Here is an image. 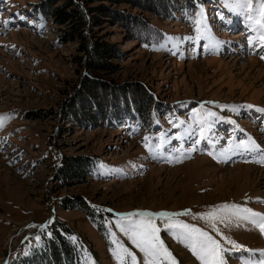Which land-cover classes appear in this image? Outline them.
Instances as JSON below:
<instances>
[{"label": "rangeland", "instance_id": "1", "mask_svg": "<svg viewBox=\"0 0 264 264\" xmlns=\"http://www.w3.org/2000/svg\"><path fill=\"white\" fill-rule=\"evenodd\" d=\"M46 1L0 0V264H14L39 247L57 222L78 234V264H121L120 246L143 264L144 254L116 223L138 211L188 212L173 220L220 243L226 264H255L264 250L257 226L232 217L231 223L214 221L213 230V221L201 217L223 204L264 215V113L258 111L264 109V28L256 23H264L261 0H251L250 12L228 0H176L168 19L140 5L106 2L111 10L89 37L113 44L121 55L110 60L117 69L91 70L92 76L76 64L84 55L79 42L62 39L72 24L32 13ZM142 2L152 7L154 0ZM62 5L67 3L55 7ZM132 17L160 29L163 42L149 47L135 40L125 26ZM96 74L116 86L141 85L150 97L145 107L155 106L152 124L127 120L97 127L64 115L62 106ZM200 121L211 126L206 139L198 138ZM248 140L260 151L238 146ZM67 156L98 158L87 182L62 187L57 181ZM67 197L105 214L102 229L85 212L64 210L60 201ZM154 222L178 264H202L167 221ZM124 264L131 258L125 256Z\"/></svg>", "mask_w": 264, "mask_h": 264}, {"label": "trees", "instance_id": "2", "mask_svg": "<svg viewBox=\"0 0 264 264\" xmlns=\"http://www.w3.org/2000/svg\"><path fill=\"white\" fill-rule=\"evenodd\" d=\"M60 1H65L67 5L55 7ZM175 1L154 0L152 7H148L145 2L138 3L139 0H78V2L72 0H50L49 2L47 0L42 5L36 4L32 8V13L39 20L49 22L51 18H55L58 24H72L70 30L65 31L66 35L62 36V39L67 42H79L80 51L84 55L76 61V64L80 68L90 69L88 75L92 76L91 70L117 69L110 60H116L121 55L113 44L97 37H89V30L99 27L103 21L100 17H106L107 12L111 10L105 5L106 2L113 4L127 2L135 6L140 5L139 7L147 8L146 11L168 19L171 16L168 12L174 13L175 11L171 7ZM125 26L135 40L142 45L154 47L164 40L163 32L147 20L132 17L127 19ZM90 76H87L79 86L76 99L62 106L64 115L73 118L81 125L87 123L90 126L97 125V127L103 123L119 125L127 120H140L144 127L152 124L156 113L155 106L150 109L145 107L150 97L141 85L116 86L104 80L99 74L89 79ZM92 81L96 83L92 84ZM117 89L119 92L116 91ZM35 115L37 116L33 114ZM97 159L91 156L65 157L57 168V181H60L62 187L69 185L70 182H87L91 178ZM60 205L64 210L77 209L85 212L102 229L99 219L105 214L90 209V207H84L81 198L67 197L60 201ZM72 237H75V240ZM80 243L79 236L73 229L65 223L57 222L47 228L39 247L32 249L27 256L14 264H78Z\"/></svg>", "mask_w": 264, "mask_h": 264}, {"label": "snow or ice", "instance_id": "3", "mask_svg": "<svg viewBox=\"0 0 264 264\" xmlns=\"http://www.w3.org/2000/svg\"><path fill=\"white\" fill-rule=\"evenodd\" d=\"M228 2L229 4L241 6L249 12L252 8L251 0H228ZM261 3L264 4V0H261ZM259 15L264 17V11H260ZM195 23L197 24L195 29L198 33L197 38H199V36L203 35L200 27L201 22L196 20ZM256 23L259 24L261 28H264V23H262L261 20H257ZM259 39L264 42V33H261ZM252 42V39H250L249 43L251 44ZM261 47H264V43L261 44ZM261 58L264 59V56ZM247 107L251 109L254 106L248 105ZM258 111L264 113V109H258ZM207 115L214 116L215 114L209 112ZM4 119V117H0V127H3ZM7 119H11V117H7ZM199 123L200 135L198 138L206 139L204 133L205 131L210 132L211 126L206 124L204 121H200ZM238 146L242 147L246 151H260L259 146L253 140L241 141ZM145 148L149 150L152 148L148 137H145ZM188 214V212L151 213L147 211H138L122 216L116 223L119 230L129 236L132 243L140 250V252L144 254L145 260L143 261V264H161L162 261H168L170 264H178L172 253L165 247L160 238V228L157 227L154 222L157 218L167 221L166 228L172 232L174 237L180 239L181 241L188 242L187 246L192 251V254L200 259L202 264H226V260L222 255L224 250L222 249L220 243L199 228L190 226L187 223L173 220V217L175 216ZM134 217L136 219H134ZM232 217L249 221L259 228L261 234H264V215L253 212L248 208H242L236 204H223L219 206L216 211L208 213L201 218L206 221H213L210 223V226L213 230H215L216 224L214 221H219L220 223H225L227 221V223H231ZM123 221H127V223L125 224ZM72 239L75 240V237H72ZM113 242L116 243V241ZM229 243H232L234 248L242 247L231 241H229ZM121 253L123 255H121ZM125 256L131 258V264H137L136 257L123 246H120V252L117 253V259L121 262V264H124ZM260 256L261 258L257 260L255 264H264V250H261Z\"/></svg>", "mask_w": 264, "mask_h": 264}, {"label": "bare ground", "instance_id": "4", "mask_svg": "<svg viewBox=\"0 0 264 264\" xmlns=\"http://www.w3.org/2000/svg\"><path fill=\"white\" fill-rule=\"evenodd\" d=\"M3 261V259L1 260V262ZM3 264H6V261H5V263H3Z\"/></svg>", "mask_w": 264, "mask_h": 264}, {"label": "crops", "instance_id": "5", "mask_svg": "<svg viewBox=\"0 0 264 264\" xmlns=\"http://www.w3.org/2000/svg\"><path fill=\"white\" fill-rule=\"evenodd\" d=\"M35 234H32V236H34Z\"/></svg>", "mask_w": 264, "mask_h": 264}]
</instances>
